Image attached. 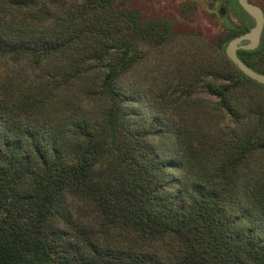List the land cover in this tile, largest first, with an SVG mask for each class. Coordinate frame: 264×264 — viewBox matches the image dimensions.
Here are the masks:
<instances>
[{
	"label": "trees",
	"instance_id": "obj_1",
	"mask_svg": "<svg viewBox=\"0 0 264 264\" xmlns=\"http://www.w3.org/2000/svg\"><path fill=\"white\" fill-rule=\"evenodd\" d=\"M228 2L219 51L122 0H0L24 65L0 86V264H264V84L224 52L253 25ZM160 54L163 80L129 81ZM237 56L264 73V37Z\"/></svg>",
	"mask_w": 264,
	"mask_h": 264
},
{
	"label": "rangeland",
	"instance_id": "obj_2",
	"mask_svg": "<svg viewBox=\"0 0 264 264\" xmlns=\"http://www.w3.org/2000/svg\"><path fill=\"white\" fill-rule=\"evenodd\" d=\"M131 8L141 11L143 16L162 17L168 19L171 24L172 33L178 35L180 40H185L191 45L189 40L204 43L220 51L219 41L223 37L224 29L227 23L238 24V20L228 2V0H122ZM259 6L264 11V0H249ZM264 32V30H263ZM264 34H262V37ZM188 40V41H187ZM146 49V45L141 47ZM154 54L151 53V56ZM160 63V65H159ZM173 62L169 59L162 61V55L155 59L144 62L137 67L136 73L129 75V81H140L141 75L148 70H153L156 65L159 73L157 76L163 80V70L172 66ZM23 62H11L3 59L0 61V86L5 79L17 77L16 74L22 73ZM212 81L211 78H208ZM145 85L151 84V81L142 82ZM199 83L195 96L208 98L209 95L205 88Z\"/></svg>",
	"mask_w": 264,
	"mask_h": 264
},
{
	"label": "water",
	"instance_id": "obj_3",
	"mask_svg": "<svg viewBox=\"0 0 264 264\" xmlns=\"http://www.w3.org/2000/svg\"><path fill=\"white\" fill-rule=\"evenodd\" d=\"M238 5L253 19V25L243 34L236 36L228 41L225 46V54L232 63L250 79L264 84V73H259L247 66L238 56V49L253 48L258 43L263 27L264 13L262 9L249 0H236ZM248 42V43H246Z\"/></svg>",
	"mask_w": 264,
	"mask_h": 264
},
{
	"label": "flooded vegetation",
	"instance_id": "obj_4",
	"mask_svg": "<svg viewBox=\"0 0 264 264\" xmlns=\"http://www.w3.org/2000/svg\"><path fill=\"white\" fill-rule=\"evenodd\" d=\"M263 11V10H262ZM261 36H262V34H261ZM261 36H260V38H261Z\"/></svg>",
	"mask_w": 264,
	"mask_h": 264
}]
</instances>
